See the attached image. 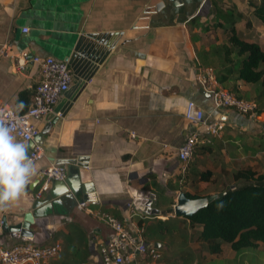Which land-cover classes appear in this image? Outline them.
<instances>
[{"label":"crops","instance_id":"1","mask_svg":"<svg viewBox=\"0 0 264 264\" xmlns=\"http://www.w3.org/2000/svg\"><path fill=\"white\" fill-rule=\"evenodd\" d=\"M48 1L0 0V104L16 110L18 93L33 89L39 69L32 56L63 60L71 51L68 47L82 38L103 57L84 68L83 73L95 66L89 79L73 76L66 95L37 121L39 134L28 145L30 149L33 143L42 144L44 155L35 162L38 175L28 185L29 200L0 217L10 224L31 211L40 170L49 164L65 166L66 174L70 166L77 183L81 180L89 186L86 198L80 191L69 209L58 198L52 200L49 214L30 224L31 236L3 231L6 246L60 241L61 250L48 264H98L97 248L107 240L109 229L85 208L78 209L80 201L87 202L88 209L122 218L126 202L136 193H152L151 207L156 208L161 190L171 199L168 210H157L156 215L165 218L181 191L207 196L233 186L231 173L240 167L264 172V150L257 135L264 130L246 115L233 119L230 109L216 108L196 79L197 64L210 66L224 44L203 41V35L211 36L213 30L201 32L209 18L214 23L210 0H61L66 6L56 10L54 22L42 24L40 3ZM230 1L242 12L235 24L237 32L243 30L245 20L257 30L260 21L247 0L243 7L239 0H222L223 6H230ZM23 51L27 52L24 67L18 69ZM218 61L219 68L226 67L221 58ZM237 87L241 95L255 96L252 84L238 82ZM71 94L73 99L68 97ZM187 100L195 101L208 120L221 119L225 125L206 148L196 146L192 166L185 163L183 170L176 149L197 128L183 117ZM204 170L211 173L208 180L199 179L198 171ZM81 172L82 178L77 174ZM158 243L161 249L163 243ZM162 259L164 264L169 261Z\"/></svg>","mask_w":264,"mask_h":264},{"label":"built area","instance_id":"2","mask_svg":"<svg viewBox=\"0 0 264 264\" xmlns=\"http://www.w3.org/2000/svg\"><path fill=\"white\" fill-rule=\"evenodd\" d=\"M27 27L22 28L26 32ZM27 52L23 51L17 59V68L23 69ZM31 61L38 66L39 78L34 93L26 110H17L0 104V111L11 118L16 125L14 134L17 139L30 143L39 134L37 121L52 111L55 103L63 96L72 83L73 75L67 61L54 56H32ZM196 79L201 89L207 93L216 108H226L232 111V118L246 115L252 121H261L264 127V112L256 113L257 103L252 99L238 97L234 92L223 87L211 66L198 65L195 68ZM183 117L191 122L195 128L189 133L182 144L176 149V156L183 163L189 159L194 146L209 144L224 128L221 119L208 120L205 112L193 100H187ZM134 137V133H130ZM44 155V147L40 143H33L28 156L38 161ZM41 183L36 192V198L49 189L53 181H61L66 177V168L61 164H49L40 170ZM152 203V198L148 197ZM87 202L80 201L77 208H85L98 221L108 227L109 236L97 248L98 264H164L161 251L154 243L147 241L144 235L143 220L148 218L143 208L136 206L132 199L126 202V210L122 218H118L103 209H88ZM148 214V213H147ZM3 219L0 217V264H48L61 250L60 241L46 246L32 243H20L6 246L2 240Z\"/></svg>","mask_w":264,"mask_h":264},{"label":"trees","instance_id":"3","mask_svg":"<svg viewBox=\"0 0 264 264\" xmlns=\"http://www.w3.org/2000/svg\"><path fill=\"white\" fill-rule=\"evenodd\" d=\"M210 4L215 25H222L227 33V44L220 46L221 63L226 67L219 68L216 73L217 79L223 87L226 86L227 90L234 92L238 97L254 100L257 103L255 111L260 114L264 111L258 108L261 104L264 105V46L257 41L246 40L238 34L235 24L242 19V12L234 6L224 7L222 0H210ZM247 5L251 8V13L264 24V0H247ZM250 24L249 20H245V27H249ZM238 82L252 84L255 96L251 98L241 95L237 87ZM35 85L32 90L23 89L18 93L16 98L18 112L26 110ZM248 115L249 113L246 114ZM258 137L260 143L264 141V133ZM197 145L194 146L193 151ZM207 146L208 144L201 145L202 148ZM261 149L264 150V145ZM190 157L185 163L191 167L194 161ZM198 173L201 180H208L211 174L209 170ZM231 176L236 183L219 190V192L224 191V194L216 197L191 216L181 218L199 226L196 239L205 243L210 254L220 253L223 243H227L236 254L264 243V172L244 166L232 171ZM183 192L190 198L202 196L188 191ZM156 216L152 215L148 218L155 219L152 224H147V218L142 221L145 224V238L150 235L156 236L154 230L161 235L159 237L167 233L169 228L171 231L177 230L178 226L175 224L171 227L165 225L169 216L164 219ZM150 227L153 228L150 230ZM146 240L149 241L148 238ZM152 240L160 242L158 236Z\"/></svg>","mask_w":264,"mask_h":264},{"label":"water","instance_id":"4","mask_svg":"<svg viewBox=\"0 0 264 264\" xmlns=\"http://www.w3.org/2000/svg\"><path fill=\"white\" fill-rule=\"evenodd\" d=\"M66 3L61 0H51L48 2H41L40 7L44 16L40 17V20L43 22L42 24H47L48 22H54V14H56V10L65 8ZM42 43L45 44L44 39ZM41 43V45H42ZM68 47L71 49L69 54L64 57L63 60L67 61L72 74L76 80L80 77H84L85 79H89L91 72L94 71L95 66H93L90 70H87L83 73L84 68L89 65L90 61H94L99 63L102 61V53L97 54L93 45H85L82 38L78 39L74 45H70ZM66 93V92H65ZM64 93V95H66ZM74 94L68 95L70 99L74 98ZM56 111V108L54 109ZM57 117H54L51 123L55 122ZM49 125L45 127L41 131L44 133L48 130ZM41 174V173H40ZM78 177L82 178V172L77 173ZM41 176V175H40ZM79 178V180H80ZM81 184H78L76 181V172L72 171V168L68 166L67 174L64 180L61 181H53L52 187L47 190L46 195L40 199L37 197L33 202L31 211L25 213L23 218L18 221H14L10 224H7L5 219H3V231L8 234L19 233L21 236H31L32 232L29 230L30 224L33 222L35 217L46 216L50 212V207L52 205V200L58 198L62 201L67 209L71 208L76 204L75 198L78 196L81 191V196L85 199V190L89 185H86L85 182L81 181ZM60 185V186H59ZM224 194V191L213 193L207 196L200 197H187L183 191L179 192L176 197V202L173 206V213L179 217H188L191 216L198 209L204 207L215 199L218 196ZM148 197L152 198L153 194L149 192H138L130 199L133 200V203L145 210L148 214L156 215L158 213L156 208L151 207V201L147 199ZM154 245L156 247L160 246V243L155 242Z\"/></svg>","mask_w":264,"mask_h":264},{"label":"rangeland","instance_id":"5","mask_svg":"<svg viewBox=\"0 0 264 264\" xmlns=\"http://www.w3.org/2000/svg\"><path fill=\"white\" fill-rule=\"evenodd\" d=\"M242 5H246L245 0H239ZM226 3V2H225ZM230 6H234L231 4ZM208 9L209 6L206 5L204 9ZM253 16V15H252ZM209 20L207 21V28L203 29L201 28L202 34H204L205 30L213 29L210 34L211 36H204L203 35V41L212 42L219 40L220 42H223L224 44H227V33L225 30L220 29L218 26H216L214 23ZM261 23V22H260ZM258 24L257 30H255L254 27L251 25L249 27H244L243 30L238 32V34L246 39V40H254L259 42L262 46H264V24ZM204 26V25H203ZM205 28V26H204ZM217 52V51H216ZM220 52V51H219ZM221 55V53H220ZM215 59L209 63L211 67H213L215 73H218L219 70V59L216 55ZM233 56L234 53H233ZM218 59V60H217ZM222 60V59H221ZM226 87V86H224ZM264 95V94H263ZM262 103V102H261ZM258 108L264 110V105L261 104L258 106ZM257 112V111H256ZM264 112V111H263ZM257 122L258 126L261 127V132H263L264 127L261 121L258 119ZM259 135V133H257ZM264 145V141H261V147ZM262 163L261 166H264V154L262 155L261 159ZM177 186L180 187L178 184ZM157 200L155 201V206L157 210H168L169 203L171 199L169 197L163 196L161 190L158 191ZM154 208V207H153ZM171 210V215H169V220L165 223L166 226L171 227V225H177L178 228L176 231H171L170 228L167 233H165L162 237L158 232L154 234L158 236L160 241H162V250L161 252L164 257H166L168 260L167 264H264V243H259L258 246L244 250L239 254H236L227 243H223L222 245V252L218 254H210L207 250V247L205 243L199 241L196 239L197 231L199 230V226L197 224H190L186 220H181L182 217L176 216L173 213V210ZM152 215V214H151ZM176 216V217H175ZM158 218H162L163 216L158 215L156 216ZM148 219V218H147ZM145 218V220H147ZM155 219H148L147 224L154 223ZM145 228V224H144ZM153 227H150L151 230ZM152 234V233H151ZM156 236L150 235L146 238L152 239ZM162 256V257H163Z\"/></svg>","mask_w":264,"mask_h":264},{"label":"clouds","instance_id":"6","mask_svg":"<svg viewBox=\"0 0 264 264\" xmlns=\"http://www.w3.org/2000/svg\"><path fill=\"white\" fill-rule=\"evenodd\" d=\"M16 125L0 111V213L29 200L28 185L38 175V166L28 156V143L14 134Z\"/></svg>","mask_w":264,"mask_h":264}]
</instances>
